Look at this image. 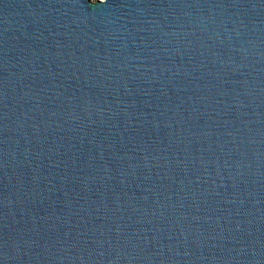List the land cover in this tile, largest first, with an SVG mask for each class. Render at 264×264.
<instances>
[{"label":"water","instance_id":"95a60500","mask_svg":"<svg viewBox=\"0 0 264 264\" xmlns=\"http://www.w3.org/2000/svg\"><path fill=\"white\" fill-rule=\"evenodd\" d=\"M0 264H264V0H0Z\"/></svg>","mask_w":264,"mask_h":264}]
</instances>
